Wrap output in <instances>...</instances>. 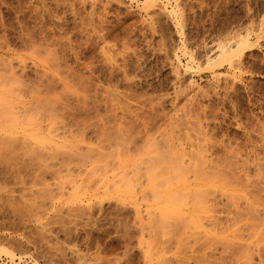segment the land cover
Returning a JSON list of instances; mask_svg holds the SVG:
<instances>
[{"label": "rangeland", "instance_id": "374dc122", "mask_svg": "<svg viewBox=\"0 0 264 264\" xmlns=\"http://www.w3.org/2000/svg\"><path fill=\"white\" fill-rule=\"evenodd\" d=\"M158 2L179 10L176 21L141 0H0V95L9 102L0 101V137L18 136L0 139V264H264V0ZM247 27L257 33L236 54L240 64L221 65L217 43ZM29 39L54 44L70 82L39 76ZM11 65L26 66L14 69L19 80ZM44 84L47 93L34 94ZM34 99L39 106L15 117ZM5 106L24 118L9 135ZM185 160L198 171L185 172ZM203 169L222 183L203 180ZM233 170L263 191L252 196L247 175ZM194 194L201 202L191 207Z\"/></svg>", "mask_w": 264, "mask_h": 264}, {"label": "bare ground", "instance_id": "6f19581e", "mask_svg": "<svg viewBox=\"0 0 264 264\" xmlns=\"http://www.w3.org/2000/svg\"><path fill=\"white\" fill-rule=\"evenodd\" d=\"M119 1H120V0H100L101 3H102V2H105V3H106V2H108V3L116 2L117 4H118ZM134 1H135V0H134ZM141 1H142L143 5L145 4V5L149 6V7L156 8V9L159 8V9H157V10H158V11L160 10V11H159L160 13H162V11H163V13L166 15V17H167L168 20H169V19H172V20H173L174 18H172V17H173V16H176V15L179 14V13H178L179 10H175V9H177V8H175V9H172V8H171L170 10H167L165 7H161V6H159L160 4H162V2H158L159 0H158V1H157V0H141ZM166 1H167V0H166ZM168 1H169V0H168ZM105 3H104V4H105ZM159 3H160V4H159ZM119 4L121 5V2H120ZM165 5H166V4H165ZM175 19H176V18H175ZM175 19H174V20H175ZM175 21H176V20H175ZM169 22H170V20H169ZM177 22H178V21H177ZM179 22H180V21H179ZM260 24H261V23H260ZM60 25H61V24H60ZM173 26H174V25H173ZM179 27H180V26H179ZM261 27H262V25H261ZM261 27H260V30H261V31H259L258 33H257L256 30H255L256 27H255V29L250 28V27H247L244 31H242V32L239 31L240 33L238 32L237 34L232 35L231 37H228L226 40L218 42L217 45H216L215 47H216V51L218 52V54H219V56H220L219 63L221 64L222 61L224 60V63H227V64H228L231 68H233V69H234L238 64H240V62H239L240 59H239V58H236V56H237L236 54H240V53H239V50H240L242 47H244V48H245V47H250V45H251V35H252L253 33H255L254 35H256V33H257V37H258V39L261 38V37L263 38V36H264V33L262 32V30H263L262 28H263V27H262V28H261ZM257 28H258V27H257ZM179 29H181V27H180ZM258 30H259V28H258ZM36 31H37V30H36ZM94 31H95V30H94ZM39 32H40V31H39ZM30 33H31V32H30ZM35 35H36V34H35ZM46 36H47V35H46ZM53 37H54V36H53ZM61 37H62V36H61ZM26 38H27V37H26ZM31 38H32V37H31ZM44 38H45V37H44ZM69 38H70V37H69ZM3 39H5V38H3ZM24 39H25V38H24ZM40 39H41V38H40ZM63 39H64V38H63ZM252 39H253V38H252ZM29 40H30V39H29ZM33 40H34V39H33ZM35 40H36V39H35ZM35 40H34V41H35ZM42 40H43V39H42ZM256 40H257V39H256ZM259 40H260V39H259ZM5 41H6V40H5ZM7 41H8V40H7ZM30 41H31V47H32V45H36V44L38 45V46H34V49L32 48V49H33L32 51L30 50V51L33 52V53H31V52H29V53L34 55L33 57H35L36 61H37V62L40 64V66L42 67V69H39V68H38V70H41V71L43 70V73L38 72V74L40 73L39 76L42 74L43 80H45V79L48 80V79H49V81H51V82H49V83H50L49 85L53 84V83H52V79H55V78H56V81L58 80L57 78H63V79H65V80H68V79H69V82H70V77H71V74H72V73H70V72H71L72 70H70V72H68V71H67L68 69H67V70L65 69V70L67 71V73H66L65 71L62 70V64H61L62 59H59L60 56L58 55V56H59V58H58L57 55L55 54L57 49H56L55 51H53V49H55V47H53V49H51L52 46H53L54 44L51 45V44L49 43L48 45L43 46V45L45 44V42L48 41V40H47V41L44 42L43 45H40V46H39V44L41 43V41H40L39 44L36 43V42H32V40H30ZM36 41H38V40H36ZM53 42H54V41H53ZM56 42H57V41H56ZM42 43H43V41H42ZM57 43H58V42H57ZM3 45H4V44H3ZM3 45H2V46H3ZM5 45H6V44H5ZM5 45H4V46H5ZM29 45H30V44H29ZM49 45L51 46V48L49 47ZM59 45H60V44H59ZM0 46H1V45H0ZM55 46H56V45H55ZM6 47H7V46H6ZM29 47H30V46H29ZM61 47H62V45H61ZM65 47H66V46H65ZM57 48H58V47H57ZM66 48H67V47H66ZM244 48H242V49H244ZM0 49H1V48H0ZM2 49H3V48H2ZM10 49H11V48H10ZM245 49H246V48H245ZM245 49H244V50H245ZM8 50H9V49H8ZM10 51H11V50H10ZM10 51H9V52H10ZM14 51H15V50H13V52H14ZM178 51H180V52H181L182 54H184V55L187 54V53H188V51H187V46H185V45L183 44L181 47H179V50H178ZM15 52H17V51H15ZM67 52H68V51H67ZM242 52H243V51H242ZM65 53H66V51H65ZM57 54H58V52H57ZM187 55H189V53H188ZM191 55H192V56H191ZM176 56H177V55H176ZM176 56H175V57H176ZM189 56H190V59H188V63H191V62L194 63V62H195V58L193 57V54L190 53ZM61 57H63V56L61 55ZM1 58H2V57H1ZM66 58H67V57H66ZM177 58H178V62H179L178 65H179V67H181L180 70H182V71H180L179 69H178V70L176 69L177 78H178L180 81H181V80H185V75H186V73H185V71H186L185 66L181 65V61L179 60V57H177ZM211 58H212V57H209V56L206 57V59H207L206 63H207L208 65H210L209 63H210V61H211ZM213 58H214V57H213ZM217 58H219V57H217ZM60 60H61V61H60ZM213 60H214V59H213ZM213 60H212V61H213ZM7 61H8V60H7ZM5 62H6V61H5ZM14 62H15V61H14ZM17 63H19V62H17ZM17 63H16V64H17ZM25 63H26V62H25ZM25 63H23V64H25ZM62 63H63V62H62ZM66 63H67V62H66ZM75 63H76V62H75ZM192 63H191V64H192ZM219 63H217V64H219ZM10 64H11V63H10ZM20 64H21V63H20ZM33 64H34V63H33ZM207 64H206V65H207ZM211 64H213V63H211ZM217 64H216V65H217ZM220 64H219V65H220ZM213 65L215 66V62H214ZM213 65H211V66H213ZM221 65H222V64H221ZM228 65H227V66H228ZM11 66H12L11 68L8 67V71L11 73V74H9V76L12 75V77H14L13 75H15L14 78H16V74H17V76L19 75L20 77H22L21 75H22L24 72L21 73L20 71H21V69H23V71H24L25 68H26V66L23 65V66H22L23 68H21V69L19 68V66H18V67L16 66V67L19 68V70H20V71H18V73H17V71H14V69H17V68H13L14 65H11ZM35 66H36V65H35ZM63 66H64V65H63ZM114 66H115V65H114ZM182 66H183V67H182ZM198 66H199V64H198ZM211 66H210V67H211ZM14 67H15V66H14ZM20 67H21V65H20ZM64 67H65V66H64ZM70 67H71V66H70ZM116 67H117V66H116ZM177 67H178V66H177ZM179 67H178V68H179ZM206 67L208 68V66H206ZM215 67H216V66H215ZM217 67H218V66H217ZM12 68H13V69H12ZM94 68H95V67H94ZM112 68L114 69V67H112ZM122 69H123V68H122ZM124 69H125V68H124ZM229 69H230V68H229ZM236 69H237V68H236ZM6 70H7V69H6ZM17 70H18V69H17ZM38 70H36V71H38ZM83 70H84V69H83ZM109 70H110V69H109ZM115 70H117V69H115ZM115 70H114V71H115ZM234 70H235V69H234ZM4 71H5V70H4ZM32 71H33V70H32ZM120 71H121V70H120ZM5 72H6V71H5ZM19 72L21 73V75L19 74ZM29 72H30V71H29ZM73 72H74V71H73ZM121 72H123V71H121ZM34 73L37 74L36 72H34ZM76 73H77V72H76ZM76 73H75V74H76ZM109 73H111V72H109ZM124 73H125V72H124ZM124 73H123V74H124ZM126 73H127V72H126ZM181 73H182V74H181ZM35 74H34V75H35ZM95 74H96V73H95ZM187 74H188V73H187ZM212 74H214V73H212ZM215 74H216V73H215ZM181 75H182V76H181ZM216 75H217V74H216ZM216 75H215V77H219V76H216ZM19 76L16 78V80H19V79H18V78H20ZM25 76H26V75H25ZM27 76H28V75H27ZM72 76H73V75H72ZM128 76H129V75H128ZM220 76H221V75H220ZM28 77H29V76H28ZM110 77H111V76H110ZM10 78H11V77H10ZM14 78H12V80H13ZM31 78H32V77H31ZM31 78H30V79H31ZM35 78H36V77H35ZM39 78H40V77H39ZM50 78H51V79H50ZM122 78H123V77H122ZM126 78H127V77H126ZM129 78H130V77H129ZM21 79H22V78H21ZM33 79H34V77H33ZM89 79H91V78H89ZM89 79H88V80H89ZM119 79H120V78H119ZM14 80H15V79H14ZM14 80H13V81H14ZM35 80H36V79H35ZM46 80H45V81H46ZM59 80H60V79H59ZM59 80H58V83H61L62 81L59 82ZM61 80H62V79H61ZM88 80H87V81H88ZM127 80H128V78H127ZM20 81H21V84H22V80H20ZM56 81L54 80V82H56ZM80 81H81V80H80ZM90 81H91V80H90ZM37 82H38V80H37ZM39 82H41V81H39ZM69 82H68V84H70ZM81 82H82V81H81ZM189 82H190V81H189ZM18 83H19V82H18ZM27 83H28V82H27ZM43 83H44V82H43ZM71 83H72V82H71ZM73 83H74V82H73ZM76 83H77V81H76ZM127 83H128V82H127ZM129 83H130V82H129ZM1 84H2V83H1ZM3 84H4V83H3ZM12 84H14V83L12 82ZM16 84H17V83H16ZM21 84H20V85H21ZM41 84H42V83H41ZM190 84H191V83H190ZM31 85H32V84H31ZM31 85H30V86H31ZM37 85H38V84H37ZM45 85H46V84H44V86L41 85L43 88L40 87V86H35L36 88H39V89H36V88H35V91H36V92L34 91V92H35L34 94H38V95L40 96L42 93H47V92H41V91H43ZM61 85H62V84H61ZM70 85H71V84H70ZM86 85H88V84H86ZM116 85H117V83H116ZM2 86H3V85H2ZM21 86H22V85H21ZM25 86H26V85H25ZM30 86H29V87H30ZM47 86H48V82H47ZM63 86H66V84L64 83ZM131 86H132V85H131ZM18 87H19V86H18ZM23 87H24V86H23ZM68 87H69V86H68ZM80 87H81V86H80ZM84 87H87V86H84ZM177 87H178V86H177ZM179 87H180V86H179ZM2 88H4V87H2ZM20 88H22V87H20ZM31 88H32V87H31ZM63 88L65 89L66 87H63ZM95 88H96V87H95ZM12 89H13V88H12ZM22 89H23V88H22ZM22 89H21V91H22ZM26 89H27V88H26ZM52 89L54 90V88H52ZM52 89H51V86L46 87V90H48V91H49V90H52ZM178 89H180V88H178ZM13 90H15V89H13ZM27 90H28V89H27ZM60 90H61V89H60ZM176 90H177V89H176ZM24 91H25V90H24ZM24 91H23V92H24ZM30 91H31V90H30ZM38 91H40L41 94H40V93H37ZM44 91H45V90H44ZM55 91H56V90H54V92H55ZM63 91H64V90H63ZM174 91H175V89H174ZM181 91H182V90H181ZM15 92H16V91H15ZM15 92H13L12 94L15 95ZM23 92H22V93H23ZM61 92H62V90H61ZM183 92H184V91H183ZM19 93H20V92H19ZM19 93H18V94H19ZM22 93H20V95H21ZM32 93H33V92H32ZM48 93H49V92H48ZM52 93H53V92H52ZM3 94H4V93H2V96H3ZM9 94H10V93H9ZM24 95H25V94H24ZM38 95H37V96H38ZM179 95H180V94H179ZM182 95H183V94H182ZM6 96H7V97H5V95H4V97H5V99H4V97L1 98V95H0V101H2V100H6V98L8 99V95H6ZM22 96H23V94H22ZM37 96L35 95V97H37ZM42 96H43V95H42ZM45 96H46V95H45ZM45 96H44V97H45ZM184 96H185V95H184ZM22 98H23V97H22ZM25 98H28V96H26ZM29 98H32V96L29 97ZM33 98H34V96H33ZM33 98H32V99H33ZM38 98H39V97H38ZM27 100H28V99H27ZM37 100H38V99H36V100L34 99V100L27 101L26 103H25V102L22 103V104H24V105H21L22 107L20 106L21 108L19 107V110H17V111L15 110L16 112H15L14 110H13L14 112H12V109H14L15 107H10V109H7L6 106H5V108H6L7 110H9V111L11 110L10 113H9L6 109H5V111L9 113V115L11 116V119L14 118V116L11 114V112H12L13 114L15 113V114H14L15 117L20 116V115H21V117H25V116H26L25 114H27V113H26V112H27V109L31 108V106H33V105L35 106V105L37 104V103H36ZM40 100H43V99L40 98V99H39V102H40ZM7 102H8V100H7L5 103H4V101H2L1 103L7 105ZM34 102H35L36 104H34ZM37 102H38V101H37ZM8 103H9V102H8ZM10 103H11V102H10ZM58 103H59V102H58ZM55 104H57V103L55 102ZM39 105H42L41 102L39 103ZM39 105H36V106H39ZM7 106H8V105H7ZM11 106H13V105H11ZM28 106H29V107H28ZM44 106H45V105H44ZM84 106H85V105H84ZM17 107H18V106H17ZM8 108H9V107H8ZM33 108H35V107H33ZM33 108H31V110H34ZM37 108H38V107H37ZM1 109H2V108H1ZM0 111H1V110H0ZM39 111H40V110H39ZM6 112H4V116H5V115H8V113L6 114ZM28 112H29V111H28ZM17 113H18V114H17ZM31 113H32V111H31ZM9 115H8V117H9ZM22 115H24V116H22ZM39 115H40V114H39ZM39 115H38V116H39ZM2 116H3V115H1V117H2ZM36 116H37V115H36ZM46 116H47V115H46ZM75 116H76V115H75ZM21 117L14 118L15 120H13V121H10V120L8 121V120H6L7 118L5 117V118H6V119H5L6 121H8L9 123H11V122H12V123H11V125L9 126V128L7 129L8 132L5 133V131H4V133L7 134V135L12 134V133H15V132H16V129H17L16 125H17V124L19 125V122L21 123L22 119H24V118L21 119ZM41 117H42V113H41ZM9 118H10V117H9ZM9 118H8V119H9ZM19 118H20L21 120H20L19 122H16V120H18ZM44 118H45V117H44ZM44 118H43V119H44ZM46 118H47V117H46ZM0 119H3V117L0 118ZM34 119H35V118H34ZM38 119H39V118H38ZM41 120H42V119H41ZM2 122H3V121H2ZM8 122H7V123H8ZM22 122H23V121H22ZM45 122H48V120H47V121L45 120ZM9 123H8V124H9ZM14 123H16V124H14ZM42 123H43V121H42ZM76 123H77V122H76ZM78 123H79V121H78ZM81 123H82V122H81ZM68 124H69V123H68ZM18 125H17V126H18ZM48 125H49V124H48ZM70 125H71V124H70ZM24 126H25V124H24ZM26 126H27V124H26ZM26 126H25V127H26ZM43 126H44V125H43ZM46 127H47V126H46ZM62 127H63V126H62ZM76 127H77V126H76ZM44 128H45V126L42 127V124L40 125V122H38V124H36V129H35L36 132H35V133H40V132H42V131L44 130ZM78 129H79V128H78ZM7 130H6V131H7ZM45 130H46V129H45ZM45 130H44V131H45ZM49 130H50V129H49ZM64 130H65V129H64ZM1 131H2V130H0V132H1ZM44 131H43V132H44ZM47 131H48V130H47ZM17 132H18V131H17ZM74 132H75V131H74ZM80 132H81V131H80ZM84 132H85V131H84ZM23 133H25L24 138H25L26 136H30V137L33 138L35 141H38V142H39V141L41 140V139H39V137H37V135H35V133H33V134H32V133H29V132H28V129H26V128H23ZM47 133H48V132H47ZM50 133H51V132H50ZM66 133H67V132H66ZM68 133H69V132H68ZM78 133H79V132H78ZM20 134H21V133H20ZM60 134H61V133H60ZM75 134H76V133H75ZM80 134H81V133H80ZM34 135H35V136H34ZM50 135H51V134H50ZM10 136H11L12 138H14L16 135H15V136H14V135H10ZM13 136H14V137H13ZM4 137H5V136H4ZM11 137H10V138H11ZM73 137H74V135H73ZM7 138H9V137H7ZM7 138H3L2 136L0 137V139H3V140H4V139L6 140ZM10 138H9V139H10ZM12 138H11V139H12ZM16 138H18V136H17ZM16 138H14V139H16ZM19 138H20V137H19ZM28 138H29V137H28ZM3 140H1V141L3 142ZM21 140H22V139H21ZM1 141H0V142H1ZM41 141H42V140H41ZM45 141H46V143H49V142H47V140H45ZM45 141L43 140V143H44ZM5 142H7V141H5ZM24 142H26V141L24 140ZM21 143H22V142H21ZM28 143H29V145H31L30 142H28ZM28 143H27V144H28ZM43 143H42V145H43ZM50 143H52V142H50ZM25 144H26V143H24V146H25ZM39 144H41V143H39ZM167 144H168V143H167ZM169 145H170V144H169ZM21 146H22V145H21ZM31 146H32V145H31ZM34 146H35V145H34ZM34 146H32V147H34ZM0 147H2V146H0ZM3 147H4V146H3ZM8 147H9V146H8ZM26 147H27V146H26ZM26 147H25V148H26ZM44 147H45V146H44ZM49 147H50V146H49ZM49 147H48V148H49ZM60 147H62V146H60ZM166 147H168V146H166ZM200 147H201V146H200ZM202 147H203V146H202ZM10 148H11V147H9V150H10ZM34 148H35V147H34ZM34 148H33V150H34ZM203 148H204V147H203ZM22 149H23V148H22ZM22 149H21V150H22ZM36 149H37V148H36ZM45 149H46V147H45ZM67 149H68V147H67ZM168 149H169V148H168ZM9 150H7V151H9ZM12 150L14 151V149H12ZM15 150H16V149H15ZM24 150H25V149H24ZM37 150H38V149H37ZM62 150H64V149H62ZM65 150H66V148H65ZM65 150H64V151H65ZM5 151H6V149H5ZM22 151H23V150H22ZM26 151H27V150H26ZM41 151H42V150H41ZM64 151H63V152H64ZM66 151H67V153H68V151H70V153H71L72 150H66ZM199 151H200V150H199ZM16 152L18 153V151H16ZM31 152H32V149H31ZM203 152H204V151H203ZM10 153H11V152H10ZM19 153H20V152H19ZM45 153H47V152H45ZM64 153H66V152H64ZM197 153H199V152H197ZM42 154H43V152H42ZM61 154H62V153H61ZM13 155H14V154H13ZM237 155L240 156L238 153H237ZM237 155H235V156H237ZM248 155H249V154H248ZM66 156H67V155H66ZM69 156H70V155H69ZM188 156H189V155H188ZM185 157H186V156H185ZM62 158H63V157H62ZM64 158H65V157H64ZM192 158H193V157H192ZM196 158H197V157H196ZM246 158H247V157H246ZM248 158H249V157H248ZM248 158H247V159H248ZM187 159H188V157H187ZM240 159H241V158H240ZM188 160H189V159H188ZM193 160H194V159H193ZM183 161H184V159H183ZM196 161H197V160H196ZM196 161H194V162H196ZM199 161H200V160H199ZM201 161H203V160H201ZM246 161H247V160H246ZM253 161L256 162L255 160H253ZM188 162H189V165H186ZM188 162H187V160H185V172H186L188 169H191V167H192L191 171L194 170V169H193V166H192L193 163L191 164V163H190L191 161H188ZM192 162H193V161H192ZM248 162H249V161H248ZM196 163H197V162H196ZM242 163H243V162H242ZM244 163H245V161H244ZM249 163H250V162H249ZM252 163H253V162H252ZM181 164L184 166L183 163H181ZM181 164H180V165H181ZM237 164H238V162L236 161V164H235V165H237ZM239 164H240V163H239ZM239 164H238V165H239ZM193 165H195V164H193ZM233 165H234V164H233ZM238 165H237V167H238ZM249 165H250V164H249ZM249 165H247V167H248ZM183 166H182V167H183ZM190 166H191V167H190ZM195 166H196V165H195ZM205 166H206V165H205ZM209 166H210V165H209ZM211 166H212V165H211ZM240 166H241V165H240ZM179 167H181V166H179ZM182 167H181V168H182ZM196 167H197V166H196ZM202 167H203V163H202ZM202 167H201V168H202ZM207 167H208V166H207ZM241 167H242V166H241ZM263 167H264V166H263ZM199 168H200V167H199ZM208 168H209V167H208ZM218 168H219V167H218ZM242 168H243V167H242ZM259 168H260V167H259ZM175 169H176V168H175ZM215 169H217V167H216ZM235 169H237V168H235ZM243 169H245V168H243ZM176 170H177V169H176ZM195 170L198 171L196 168H195ZM195 170H194V171H195ZM200 170H201V169H200ZM200 170H199V171H200ZM205 170L207 171V169H205ZM239 170H240V169H239ZM239 170H238L237 172H239ZM241 170H242V169H241ZM246 170H247V169H246ZM259 170H260V169H259ZM152 171H153V170H152ZM203 171H204V169L202 170V172H200L201 174L199 173V176L203 177V180H204V178H206L207 180H205V181L207 182L208 179H214V178H212V176H211V178H209L210 176H207V175H209V174H208V173H205L206 171H204V173H203ZM209 171H210V169H209ZM234 171H236V170H233V171H232L235 175L232 174V172H231V174L234 175L235 177H237V176H238V177L241 176V177H242V180L245 179L243 175H247V176H248V177L246 176L245 181H246L247 178H248V181L250 182L249 184H251V185L247 184V183H248L247 181H246V183H244V182H243L244 180L242 181V182H243V185H244V184H247L248 186L251 187L252 185L255 186L256 183L259 182V181L257 182V180H256V183H255V185H254V182H253V181H255V180H253L252 182H251V179L249 180V178H251V177L249 176V174H250L249 171H247L249 174H243V175H241V174L239 175V174H238L237 176H236V172H234ZM177 172H178V171H177ZM207 172H208V171H207ZM210 172H211V171H210ZM240 172H242V171H240ZM247 172H246V173H247ZM259 173H260V172H259ZM261 173H262V172H261ZM261 173H260V174H261ZM213 174H215V173H213ZM216 174H217V172H216ZM260 174H258V176H259ZM153 175H154V173H153ZM206 176H207V177H206ZM260 176H261V175H260ZM262 176H263V175H262ZM213 177H214V176H213ZM241 177H239V179H240ZM215 178H216V177H215ZM223 178H224V177H223ZM223 178H222V180L224 181V179H226V178H224V179H223ZM232 178H233V177H232ZM218 179H219V178H218ZM218 179H214V180H216L215 182L218 181V182H221V183H222V181H220V179H219V180H218ZM236 179H238V178H236ZM210 181H211V180H210ZM239 181H240V180H239ZM239 181H237V182H238V183H237L236 180H235V182H236L238 185L241 183V182L239 183ZM215 182H214V183H215ZM218 182H217V183H218ZM200 183H201V182H200ZM223 183H224V182H223ZM252 183H253V184H252ZM259 183H261V182H259ZM262 183H263V182H262ZM237 184L234 185V186H237ZM241 185H242V184H241ZM260 185H261V184H260ZM260 185H258L259 188L256 189V188H255L256 186H255L254 188H255L256 190H258V189L260 190V189H262L263 186H264V185H263V186L260 187ZM239 186H240V185H239ZM253 186H252V187H253ZM169 187H170V186H169ZM197 187H198V186H197ZM200 187H201V186H200ZM245 187H246V185H245ZM252 187H251V190L253 191ZM237 188H238V186H237ZM240 188H241V187H240ZM240 188H238V189H240ZM198 189H200V188H198ZM246 189L248 190V187H246ZM255 189H254V191H253V195H252V193L249 192V190H248V191L246 190L247 193H246V191H245L246 195H245V193L243 194V196H244V195L246 196V198L244 197V199H245L244 201L247 202L248 200L251 199V196H250V199L247 200V197H249L248 194H249V195H252V196H254V197H255V195H258V194H255V195H254V193H257V192L259 191V190L256 191ZM193 190H194V187H192V186H190V185H188V184H185V192H187V195H188V194H190V195L193 194V192H194ZM202 190H203V189H202ZM241 190H242V189H241ZM251 190H250V191H251ZM263 190H264V189H263ZM263 190H260L258 193H261V191H263ZM200 191H201V190H200ZM255 191H256V192H255ZM248 192H249V193H248ZM204 193H205V192H204ZM263 194H264V193H263ZM208 195H209V194H208ZM208 195H207V196H208ZM260 195H261V194H260ZM192 196H193V195H192ZM195 196H196V195L194 194L193 198H191V203H190V201H188L189 204L191 205V207L194 206L195 202H196V204H197V202H198V203L201 202V200H200L199 198L197 199ZM210 196H211V194H210ZM211 197H212V196H211ZM254 197H252V198H254ZM257 197H258V196H257ZM212 198H213V197H212ZM259 198H260V196H259ZM171 199H172V198H171ZM196 199H197V200H196ZM210 199H211V198H210ZM210 199H209V201H210ZM218 199H219V198H218ZM257 199H258V198H257ZM220 200H221V199H220ZM235 200H236V199H235ZM252 200H253V199H252ZM236 201H238V199H237ZM236 201H235V203H236ZM239 201H241V200H239ZM188 202H187V204H188ZM207 202H208V201H207ZM248 202H249V205H250L252 201L250 200V201H248ZM262 202H263V201H262ZM210 203H211V201H210ZM238 203H239V202H238ZM241 203H242V202H241ZM239 204H240V203H239ZM185 205H186V204H185ZM190 205H189V206H190ZM197 205H198V204H197ZM210 205H212V204H210ZM236 205H237V206H236V210H239V211L242 210V208L239 209V207H240L241 205L238 206L237 203H236ZM245 205H247V204H245ZM245 205H244V207L246 208ZM262 205H263V204H262ZM199 206H200V205H199ZM216 206H217V204H216ZM216 206H215V207H216ZM242 206H243V205H242ZM242 206H241V207H242ZM248 207H249V206H247V209H248V210H245V211H248L249 214H252V212L250 211V209H249ZM255 207H256V206H255ZM167 208H169V207H166V210H169V209H170V208H169V209H167ZM199 208H200V207H199ZM210 208H211V207H210ZM210 208H209V209H210ZM237 208H238V209H237ZM250 208H251V206H250ZM171 209H172V208H171ZM192 209H193V208H192ZM197 209H198V208H197ZM243 209H244V208H243ZM198 210H199V209H198ZM170 211H171V210H170ZM193 211H195V210H193ZM234 211H235V210H234ZM234 211H233V212H234ZM242 211H243V210H242ZM242 211H240V212H241V213H244V212H245V211H244V212H242ZM164 212H165V211H164ZM196 212H197V211H196ZM236 212H237V211H236ZM240 212H239V213H240ZM250 212H251V213H250ZM261 212H262V211H261ZM165 213H166V214H169L168 212H165ZM194 213H195V212H194ZM230 213H231V211H230ZM234 213H235V212H234ZM246 213H247V212H246ZM254 213H255V212H254ZM249 214H248V215H249ZM257 214H258V213H257ZM185 215H186V213H185ZM196 215H197V214H196ZM237 215H238V213H237ZM248 215H247V216H248ZM263 215H264V214H263ZM198 216H199V214H198ZM200 216H202V214H200ZM249 216H250V215H249ZM253 216H255V215H253ZM257 216H259V215H257ZM188 217H189V216H188ZM188 217H187V218H188ZM189 218H190L191 220H190V222H189V221H187V222L190 223V224H192V225H190V226H194V227L196 226V227H197V223H196V222L193 223V222L195 221V219L193 220V218H194V217H193V214H190V217H189ZM189 218H188V219H189ZM200 218H201V217H200ZM235 219H236L237 224H239V223H240V222H239V221H240L239 219H241L240 214H239V218L236 217ZM237 219H238V220H237ZM257 219H259V217H258ZM191 221H192V222H191ZM185 222H186V221H185ZM238 222H239V223H238ZM188 223H186V224H188ZM219 223H220V222H219ZM186 224H185V225H186ZM195 224H196V225H195ZM212 224H213V223H212ZM233 225H234V224H233ZM220 226H221V225H220ZM240 226H241V225H240ZM185 227H186V229H188L189 224H188V226L186 225ZM201 227H202V226H201ZM238 227H239V226H238ZM190 228H191V227H190ZM197 228L199 229V227H197ZM251 228H252V227H251ZM253 228H254V227H253ZM194 229H195V228H194ZM238 230H239V229H238ZM247 230H248V229H247ZM190 231H191V230H190ZM192 231H193V230H192ZM192 231H191V232H192ZM247 232H248V231H247ZM253 232H254V231H253ZM253 232H252V233H253ZM248 233H249V232H248ZM185 234H186V233H185ZM250 234H251V232H250ZM195 252H196V251H195ZM5 253H6V252H5ZM9 256H10V257H14V256H12V254H10ZM18 263H19V262H18Z\"/></svg>", "mask_w": 264, "mask_h": 264}]
</instances>
